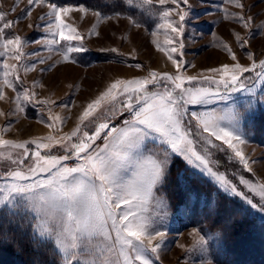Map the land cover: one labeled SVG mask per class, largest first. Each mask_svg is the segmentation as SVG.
Wrapping results in <instances>:
<instances>
[{
  "label": "snow or ice",
  "instance_id": "1",
  "mask_svg": "<svg viewBox=\"0 0 264 264\" xmlns=\"http://www.w3.org/2000/svg\"><path fill=\"white\" fill-rule=\"evenodd\" d=\"M43 2L28 0V5ZM228 2L237 8L244 7L241 0ZM157 4L162 10L154 12ZM181 4L187 6L188 0H117L114 5H105L112 7L117 16L121 13L115 11L116 8L138 10L141 15L158 14L161 22L156 28L165 31L166 39L163 46L156 40L153 43L175 66V74L150 70L145 77L113 80L87 103L76 126L60 136L48 135L24 141L0 138V159L15 165L0 182V205L4 206L0 217L6 212L15 215L16 209L22 205L30 219L27 225L32 230L30 241L36 247L49 244L55 257L54 264H153L150 254L158 251L165 233L159 231L144 212L153 200L158 208H166L164 201L155 196L154 189L166 180L174 157L176 162L182 160L192 169L199 170L200 175L214 181L224 193L241 198L250 208L264 214V183L256 184L240 178L241 184L259 196L256 201L224 173L214 170L211 153L198 148L201 142L212 145V138H215L227 145L243 167L251 172L249 161L238 145L246 143L244 137L254 121L264 116V59L257 62L249 54V66L237 62L207 69L212 75H184V62L173 56L184 47L178 37L184 32L189 12L187 9L178 10ZM48 7L49 15H54V22L48 25L47 31L54 38L46 39L44 43L56 45L61 40L82 39L63 18L73 11L84 13L88 9L83 6L58 7L51 3ZM25 12L30 14V8L22 9L20 18ZM173 13L178 20L172 18ZM95 15L99 20L103 14L97 11ZM233 17L245 28L254 19L238 13ZM5 18L6 14L0 11V59L11 53L19 62L24 55V41L19 35H6L5 30L13 21L4 22ZM128 19L136 27L141 26L132 15ZM57 35L59 40L55 39ZM152 35L157 32L153 31ZM236 39L241 47L248 43L241 40L238 33ZM223 47L236 61L232 49L226 44ZM85 50L82 46H65L60 53L61 61H70L72 53ZM135 66L141 67L140 64ZM33 67L35 65L24 70L30 71ZM18 68L19 64L3 63L2 86L15 90L10 77ZM257 68L260 71L255 72L254 77L243 76ZM246 79L251 81L250 85L245 84ZM199 80L216 87L192 85L193 81ZM257 85L261 86L259 96ZM2 86L0 98L4 96ZM237 92L246 95L235 100L228 95ZM34 97L35 93L30 90L17 91L13 98L17 110L23 112L22 100L31 102ZM217 100L229 103L221 109L189 110V105H212ZM37 103L48 105L54 101L45 99ZM0 115L7 114L0 112ZM121 116L124 118L114 124L113 120ZM48 121L47 127L55 129L63 123L64 117L50 112ZM99 140L103 143H98ZM6 149L21 151L15 156L12 152L6 155ZM57 149L63 154H54ZM178 179L183 181L182 174H178ZM192 191L185 186L186 196H191ZM6 242L7 233L0 228V246ZM195 243L205 245V237L197 232Z\"/></svg>",
  "mask_w": 264,
  "mask_h": 264
},
{
  "label": "rangeland",
  "instance_id": "2",
  "mask_svg": "<svg viewBox=\"0 0 264 264\" xmlns=\"http://www.w3.org/2000/svg\"><path fill=\"white\" fill-rule=\"evenodd\" d=\"M112 2L104 0L102 5L96 6L78 2L59 3L54 0H44L43 3L29 6L28 0H18V2L17 0H0V11L6 14L4 22L13 21L12 26L5 30L6 35L9 37L19 35L24 41L22 45L24 55L21 61L18 62L12 58L11 53L0 59V75L4 71L3 63L19 64L18 71L12 73L10 77L15 84V90L2 86V81H0L4 93L3 98H0V112L7 114L0 115V138L24 141L48 135L60 136L70 132L76 126L78 116L87 103L96 98L113 80L145 77L150 70L175 74V66L153 43V40H156L163 46L166 39L165 31L156 28V25L161 22L158 14L141 15L138 10L124 9L122 11L116 8L115 11L121 13L117 16L113 14L112 8L107 12L99 9ZM50 3L58 7L79 8L83 6L88 9L84 13L73 11L63 18L66 24L77 30L82 37L81 40L70 42L61 40L56 45L44 43L46 39L54 38L47 31L48 25L54 22V15H49L48 5ZM241 3L244 5L242 9L237 8L228 0H188L187 6L181 4L178 10L187 9L189 12L184 32L178 37V40H182L184 47L173 56L184 62V75H212L206 70L237 62L249 66L251 64L249 54H252L257 62L264 59V0H241ZM165 7L175 8L176 6L166 5ZM26 8H30V14L25 12L23 18H20L21 10ZM157 9L162 10L158 4L154 5L153 11ZM97 11L103 14L99 20L95 15ZM234 13L254 19L249 27L245 28L233 17ZM129 15H132L141 26L136 27L135 24L130 23ZM172 18L179 19L175 13ZM153 31H156L157 35L153 36ZM237 33L241 40L248 41L243 47L236 39ZM55 39L59 40V36H55ZM224 44L235 53L236 61L232 60L228 51L223 47ZM68 45L82 46L86 50L72 53L70 61H61L62 48ZM176 46L179 48V43ZM112 48L117 51H102ZM40 60H43V63ZM136 64H140L141 67L137 68ZM31 65L35 67L30 71L24 70L25 67ZM258 71H260L259 68L253 72L244 73L243 76L254 77L255 72ZM17 76L19 79H16ZM245 84L250 85L251 81L246 79ZM192 85L216 87L215 84L205 83L202 80L193 81ZM260 87L257 85V96H259ZM24 90L34 92L35 97L31 102L22 100L21 106L25 110L20 112L13 98L17 91L22 93ZM228 95L235 100L244 98L246 93L237 92ZM45 99L50 102L54 101V103L48 105L37 103L38 100ZM228 103L229 101L217 100L212 105H189V110L199 112L209 108L221 109ZM50 112L53 115L60 114L64 117L63 123L57 125L55 129L47 127V122H50L48 121ZM123 118L124 116L114 119L113 123L118 124ZM260 132V141L255 139L249 130L248 135L244 137L246 143L238 145L249 161L251 172L243 167L235 153L221 141L212 138V145H206L203 142L198 145V148L206 149L211 153L210 159L214 170L224 173L241 191L249 197H255L256 201H259V196L241 184L240 178L243 177L256 184L264 183V127ZM98 143L102 144L103 140H99ZM4 151L6 155L12 152L15 156L21 150L6 149ZM54 154L63 153L57 149ZM173 159L172 166L175 163L186 166L202 176L208 186L235 199L240 206L245 208L244 214L251 220L253 230L256 231L253 234L264 237V214L250 208L241 198L224 193L223 189L215 186L214 181L200 175L199 170L192 169L182 160L176 162L175 157ZM14 167L15 165H12L10 161L0 159V182L3 181L6 172ZM165 181L154 189V193L156 197L164 201L166 208H158L153 200L146 206L144 212L145 216L155 222L158 230L165 233L158 251L150 254L153 264H202V262L203 264H209V262L225 264L222 248L226 244L223 240L225 239L224 231L228 232L230 219L222 221L225 230H217L219 228L217 225L209 223L215 212L210 214L209 218L205 216L208 209L218 211L216 205L209 204V208H205L206 191L198 195L191 194V196H183L182 199L171 200L168 191L164 188ZM201 189L208 190V187L202 185ZM3 208L4 206L0 205V210ZM25 213L26 209L22 205L18 207L14 221L19 222L21 218L18 215L22 214L29 224L30 219ZM198 214H200V220H198ZM197 232L205 237V245L195 243ZM251 244H256L255 240L245 241L243 248L251 251ZM259 245L258 251L262 256L255 250L250 259L256 257L255 254L264 259V243L263 245L259 243Z\"/></svg>",
  "mask_w": 264,
  "mask_h": 264
},
{
  "label": "trees",
  "instance_id": "3",
  "mask_svg": "<svg viewBox=\"0 0 264 264\" xmlns=\"http://www.w3.org/2000/svg\"><path fill=\"white\" fill-rule=\"evenodd\" d=\"M54 1L59 3L78 2L96 6L104 3V0ZM110 2L112 3H108L107 5H114L117 3V0H110ZM111 8L112 7L104 6L99 9H103V11L105 10L107 12ZM263 127L264 116H259L254 121V124L250 129L253 137L259 141L261 140L260 131ZM178 174H182V182L178 179ZM202 185H206L208 190L201 189ZM185 186L192 188V194L196 195L200 192L206 191L205 194L207 200L205 208H209V204L217 206V212L215 210L208 209L205 215L209 218V215L215 212L212 218H210L209 223L217 225L219 227L217 230H225L222 221L223 219H230L228 224L229 227L227 228L228 232L224 231L225 239H223L226 243L222 248L223 261L225 264H264V259L259 256L258 259L257 254L254 255L256 257L250 259L253 251H258L260 249L259 243L263 245L264 237L261 238L262 235L255 236L253 234L255 230H253L254 227L251 220H249L244 214V207L240 206L235 199L224 195L222 192L217 191L210 185L208 186L206 180L202 176L197 175V173L193 172L186 166L175 163L164 183V188L168 191L171 200H177L186 196ZM198 215V220H200V214ZM16 216L6 212L2 217H0V228L7 233V242L0 246V264H54L55 257L52 247L46 243L36 247V245L29 239L31 236V229L27 227L28 220L22 216V214H19L18 217L21 218L19 219V222L14 221ZM247 240H255L256 242V244L250 245L251 251H246V249L243 248V244ZM258 253L262 256L259 251Z\"/></svg>",
  "mask_w": 264,
  "mask_h": 264
},
{
  "label": "bare ground",
  "instance_id": "4",
  "mask_svg": "<svg viewBox=\"0 0 264 264\" xmlns=\"http://www.w3.org/2000/svg\"><path fill=\"white\" fill-rule=\"evenodd\" d=\"M160 56V55H159Z\"/></svg>",
  "mask_w": 264,
  "mask_h": 264
}]
</instances>
